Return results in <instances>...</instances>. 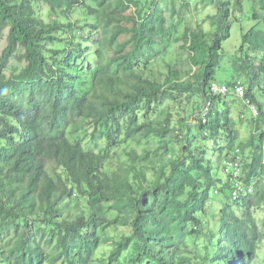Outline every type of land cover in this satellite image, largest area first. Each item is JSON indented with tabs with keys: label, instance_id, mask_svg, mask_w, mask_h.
I'll use <instances>...</instances> for the list:
<instances>
[{
	"label": "trees",
	"instance_id": "trees-1",
	"mask_svg": "<svg viewBox=\"0 0 264 264\" xmlns=\"http://www.w3.org/2000/svg\"><path fill=\"white\" fill-rule=\"evenodd\" d=\"M183 1L0 0V264H257L264 29L239 27L241 50L260 56L241 67L245 83L224 84L243 86L258 109L243 142L225 105L234 92L216 97L211 86L245 0H202L216 9L211 30L187 28L177 37L172 22ZM248 1L258 7L248 18L264 26V0ZM177 43L187 68L154 70ZM12 59L23 67L8 77ZM192 98L176 129L170 115L139 118L142 104L148 112L154 102ZM111 143L134 144L123 148L115 172L105 170ZM229 157L240 159V176L224 168ZM216 201L222 208L212 220ZM108 227L129 231L109 236ZM102 246L111 250L97 259Z\"/></svg>",
	"mask_w": 264,
	"mask_h": 264
},
{
	"label": "rangeland",
	"instance_id": "rangeland-1",
	"mask_svg": "<svg viewBox=\"0 0 264 264\" xmlns=\"http://www.w3.org/2000/svg\"><path fill=\"white\" fill-rule=\"evenodd\" d=\"M161 2L163 1L164 4L169 5L171 0H160ZM181 2L176 1V8H179ZM182 5H185L184 8H181L180 14L175 15L173 19V26L176 27V31L174 32V35L177 37H180L185 29L187 28H197L201 27L205 31H210L211 30V25L210 22L208 21V17L211 15H214L216 13V9L214 7H208L206 8L205 5L202 4V0H185L182 2ZM256 8L258 9L257 4L253 5L251 2L248 0L244 1V10H243V15L241 21L239 23L234 24L231 30V36L230 38L225 41L224 43V55H223V61L221 67L217 70L216 73V82L217 84H227L226 82H235L236 81H241L242 83H245V71L242 70V66L244 65L245 62L248 61L247 57H252V58H259L258 53H250L248 50H241V33L239 30L240 26H244L243 30L244 32L249 31L251 28H261L264 29V26L262 23L258 22L257 24L250 21L248 18L249 15L252 13V9ZM43 13L46 12V8L42 9L40 11ZM237 17L238 14L236 13ZM74 17H77V15H74ZM180 43L172 45L169 50L166 53V56L164 60H159L158 64L154 66V70L158 71L162 75L166 73L168 66L166 63H170L171 65H179V67H184L187 68L186 59H187V54L184 53L180 49ZM5 47V40L3 39L0 42V54L1 51ZM48 47H54L48 45ZM23 65L17 63L16 60H11L10 64L8 66V69L6 71L7 76L9 77L10 75L18 74ZM87 79V78H86ZM264 81V80H263ZM86 82L84 81L79 83V87L83 88L84 84ZM237 83V82H236ZM262 85L264 83L262 82ZM264 87V86H263ZM261 91V90H260ZM259 100H261L264 103V94L257 96ZM237 97H228L225 98V105L227 106H233L232 112H231V117L233 121H235L236 128L239 131V138L243 142H247L251 133L253 132L252 127H251V117L249 115V110L247 107L243 106V103L239 100ZM198 101V98H192L190 103H183L181 105L175 106L169 101H163L161 103H152L150 105V109L147 112V108L145 107V104L140 105V113H139V118L141 121L143 120H149V121H154L157 123L159 120H164L166 118V115H170L171 120H170V125L172 129L178 128L179 122L182 120L181 118L184 117V110L186 105H190L192 102ZM234 104V105H233ZM192 119V118H191ZM80 137L83 138V143H85L89 137L85 132H81L79 134ZM70 138L73 137V135H69ZM75 138V137H74ZM74 138L72 140H74ZM228 141V140H226ZM105 143V142H102ZM124 147H127V150L131 147H134V144L131 145H120L119 147H116L115 144L111 143L110 148L107 151V159L109 165L105 167V170L109 172H115L117 169L116 165L122 164L125 162V156L122 154V150ZM91 150H95V147H92ZM250 151L246 150V153H249ZM118 153L121 155L118 156ZM173 155V153L171 154ZM170 155V156H171ZM223 172L221 167L216 171V176L223 178ZM226 179V177L224 176ZM218 196H215L217 198ZM223 198H218L217 200H220ZM264 206H262L263 208ZM209 212H208V217H210L212 220L214 219V214H217L219 209H221V204L219 201L213 202L211 206L209 207ZM255 218L257 219L258 226L259 228L264 232V227L262 225V221H264V212L263 210H260L256 212ZM212 220H205L213 228L217 227V224L214 223ZM129 231L128 228L126 227H117V229L114 231L112 227L107 228V232L109 233V236H116V235H122V234H127ZM219 240L222 238V235L218 236ZM111 247L110 246H105L101 247L97 253H96V258L100 259H105L110 252ZM131 254V252L125 253L123 259H127L128 256ZM258 260L257 264H264V242L262 243L260 249L258 250Z\"/></svg>",
	"mask_w": 264,
	"mask_h": 264
},
{
	"label": "clouds",
	"instance_id": "clouds-1",
	"mask_svg": "<svg viewBox=\"0 0 264 264\" xmlns=\"http://www.w3.org/2000/svg\"><path fill=\"white\" fill-rule=\"evenodd\" d=\"M5 40V38L2 36V39H1V41L2 40ZM0 41V42H1ZM2 52V51H1ZM1 55V54H0ZM12 60H15V59H12ZM17 63H19V62H17ZM10 64V63H9ZM19 64H22V63H19ZM23 65V64H22ZM9 66V65H8ZM8 69V68H7ZM214 85H216V86H219V87H221V86H223V87H225L226 89H227V92L225 93V94H223V95H213V93L211 92V94L213 95V96H226V95H228L229 94V91H231V92H234V95H235V97H237L238 99H236V100H239L240 99V101L243 103V106L244 107H247L248 108V110H249V115H250V117L252 116V117H256L257 116V114H258V109H257V107L254 105V104H251L250 102H249V100L248 99H246L245 98V93H244V95L242 96V97H240V96H238L236 93H235V90H236V88L238 87V86H240V87H242L243 88V91H244V87L243 86H241V85H235V87L232 89V90H230V89H228L224 84H213L212 86H214ZM212 86H211V88H212ZM251 117V118H252ZM238 131V130H237ZM238 133H239V131H238ZM239 140L240 141H242L240 138H239ZM219 142H220V144L221 145H226V143H227V141H226V138H222V139H219ZM213 144V141H209L208 142V145L209 146H211ZM224 168L226 169V171H230L235 177H238V176H240V171H242L241 170V165H240V159H234L233 157H229L225 162H224ZM240 189H238V188H236L233 192H232V196L235 198V196L237 197V192L238 191H240L241 190V187L240 186H238ZM248 192H250V188L249 189H246L245 191H243V193L244 194H246V193H248ZM211 205H209V207H210ZM210 209V208H209ZM219 211H220V209H219ZM218 211V212H219ZM218 212H217V214H218ZM214 215H216V214H214ZM264 242V241H263Z\"/></svg>",
	"mask_w": 264,
	"mask_h": 264
},
{
	"label": "built area",
	"instance_id": "built-area-1",
	"mask_svg": "<svg viewBox=\"0 0 264 264\" xmlns=\"http://www.w3.org/2000/svg\"><path fill=\"white\" fill-rule=\"evenodd\" d=\"M211 92L213 93V95H223L227 92V89L223 86L219 87V86L214 85L211 88ZM235 93L238 96L242 97L244 95L243 88L238 86L235 90Z\"/></svg>",
	"mask_w": 264,
	"mask_h": 264
}]
</instances>
